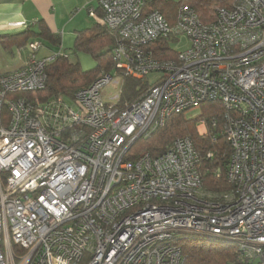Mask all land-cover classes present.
Returning a JSON list of instances; mask_svg holds the SVG:
<instances>
[{"label":"built area","instance_id":"built-area-1","mask_svg":"<svg viewBox=\"0 0 264 264\" xmlns=\"http://www.w3.org/2000/svg\"><path fill=\"white\" fill-rule=\"evenodd\" d=\"M170 2L97 0L116 35L114 73L70 98L40 99L46 66L67 55H41L39 39L22 66L0 73V264H183L184 233L264 264V0H234L210 22L187 4L167 8L170 21L157 7ZM180 35L188 45L173 50ZM151 72L155 83L120 104L122 77ZM110 84L118 91L105 97ZM211 101L231 147L227 189L204 190L189 136L131 156L170 115Z\"/></svg>","mask_w":264,"mask_h":264},{"label":"trees","instance_id":"trees-1","mask_svg":"<svg viewBox=\"0 0 264 264\" xmlns=\"http://www.w3.org/2000/svg\"><path fill=\"white\" fill-rule=\"evenodd\" d=\"M234 0H180L178 3L158 4L157 7L170 21L166 13L167 8L175 10L178 4H187L194 8L200 20L210 22L215 18L216 9L230 6ZM30 39H39L45 45L55 48L60 46L61 37L52 32L43 20L29 25L19 33L0 35V44L3 49L9 50L14 44L22 46ZM116 41L114 32L108 30L99 21L94 25L77 31L74 46L75 50L89 52L95 59V66L83 70L79 63H72L68 56L55 58L46 66V83L40 92V99L51 97H72L73 93L88 86L100 72H109L113 69L112 50ZM164 42L161 44L164 46ZM154 50L161 56V47ZM162 57H164L162 55ZM149 85L146 79H136L129 76L122 77L120 104L130 103L138 99ZM199 115L186 118L184 112L170 115L164 125L145 138H140L131 146V156L139 157L145 153L156 156L179 137L189 136L200 155L198 171L206 191L216 192L227 189L229 184L225 180V168L231 153V147L220 133L222 127V107L219 102H205L201 104ZM215 125H212V121ZM205 123L207 135H198L197 125ZM208 152L211 157H206ZM220 169L216 176L213 171ZM178 245L184 255L183 264H256L253 260L242 255L235 243L215 242L195 234L184 233L178 239Z\"/></svg>","mask_w":264,"mask_h":264},{"label":"crops","instance_id":"crops-1","mask_svg":"<svg viewBox=\"0 0 264 264\" xmlns=\"http://www.w3.org/2000/svg\"><path fill=\"white\" fill-rule=\"evenodd\" d=\"M89 8L97 10L96 17L88 14ZM100 15L97 0H0V35L19 33L43 20L52 32L60 35L59 47L66 54L65 49L74 46L76 32L98 23ZM42 43L44 54L56 50Z\"/></svg>","mask_w":264,"mask_h":264},{"label":"rangeland","instance_id":"rangeland-1","mask_svg":"<svg viewBox=\"0 0 264 264\" xmlns=\"http://www.w3.org/2000/svg\"><path fill=\"white\" fill-rule=\"evenodd\" d=\"M179 1L180 0H172L173 3H177ZM168 42H169L170 47L176 51H183L188 45V39L184 35L178 36L177 40L169 39ZM65 52H66V55L68 56V60L72 63H76V62L79 63L80 67L83 70L91 69L96 64L95 59L92 57V55L89 52L82 51V50H75L74 48L65 49ZM28 53L29 52L27 49V42L23 44L22 46L21 45L18 46L17 44H14L10 47L9 50L3 49L0 44V72L4 73L7 71L16 69L22 62L25 61ZM41 53L44 54L45 51H42ZM100 73H98L96 77ZM111 73H114V71H111ZM159 76L160 74L151 72L147 74L146 80L150 84H152V83H155V81L158 79ZM117 91H118V88L116 90H113V86L110 84L104 89L103 95L105 97H108L109 95H112L113 93ZM201 111H202V107L200 105L198 107L186 110L184 112V116L186 118L195 117L199 115ZM199 125L200 123L197 125V132H198ZM200 129L202 128L200 127Z\"/></svg>","mask_w":264,"mask_h":264}]
</instances>
